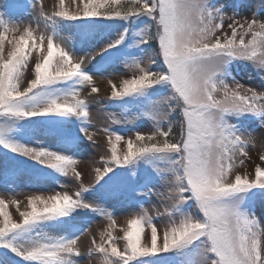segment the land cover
Masks as SVG:
<instances>
[{
    "label": "snow or ice",
    "instance_id": "6c2138e0",
    "mask_svg": "<svg viewBox=\"0 0 264 264\" xmlns=\"http://www.w3.org/2000/svg\"><path fill=\"white\" fill-rule=\"evenodd\" d=\"M242 7L217 0H57L48 12L43 0H32L27 21L0 14V152L6 165L15 164L6 171L23 169L35 184L43 181L23 201L16 188L0 195V264H80L84 235L85 255L97 256V264H264V214L256 209L264 207V167L257 164L254 176L234 171L255 140L244 122L258 120L264 130V91L232 74L234 62L264 73L258 18L264 5L251 18ZM119 63L132 75L109 79L108 99L137 105L153 127L127 139L104 128L106 155L85 184L65 145L92 140L90 101L81 91L98 93L94 75ZM144 165L166 188L156 193L164 211L153 216L142 207L119 225L110 201ZM70 173L72 191L58 181ZM88 213L107 221L102 230L80 222ZM164 216L160 228L157 217Z\"/></svg>",
    "mask_w": 264,
    "mask_h": 264
},
{
    "label": "rangeland",
    "instance_id": "374dc122",
    "mask_svg": "<svg viewBox=\"0 0 264 264\" xmlns=\"http://www.w3.org/2000/svg\"><path fill=\"white\" fill-rule=\"evenodd\" d=\"M9 1L11 0H0V14H3L5 18L24 21L31 18V5L22 13H12L8 7ZM217 2L243 5L244 7L239 10L242 16L248 18H251L253 12H259L260 7L264 5V0H217ZM56 3L57 0H43L44 8L48 12L53 10ZM37 7H39L38 4ZM231 14L232 8L230 7L228 9V15ZM258 18L264 19V17ZM63 34L66 36L70 35V33L66 32ZM33 55H36V53H33ZM145 64H147V59H145ZM107 69V72L102 75H94L95 86L99 89L98 93H93L92 96H88L90 88H85L81 91V98H87L90 101L89 117L91 127L89 128V132L94 134L92 140L89 141L87 138H84L78 143L71 144V146H65L66 154L72 155L79 161L76 168L77 171L81 173V177L85 184L94 180V167L101 166L100 164H94V162L98 161L101 156L106 155L105 148L107 145V135L103 132L104 128L109 127L121 132L125 135V139H127L128 136H134L135 130H139L147 134L153 127L152 120L146 115H137V105H121L117 101L108 99L111 93V85L108 83V80L111 79L114 83H118L121 78H128L132 75V73L125 68L123 63H119L115 67L108 65ZM232 74L240 81V83L244 84L246 88H255L258 92L264 91V87L261 86L264 73L254 70L249 62H234L232 66ZM164 95H167V93L157 96L156 99H162ZM220 95V93H217L218 98ZM112 102L119 104L112 105ZM114 121L123 122L116 123ZM232 122L236 123L234 119ZM67 127H71L75 130L74 125H68ZM165 127H167V124H165ZM243 127L248 130L255 129V131H253L255 140L253 143L248 145L247 156L237 157V167L234 171L240 172L241 174L247 172L254 176L255 166L257 164L264 167V161L259 159L260 155L264 154V130L261 129L260 122L258 120L255 121V123L252 121H245ZM240 160L244 161L242 165L239 163ZM6 167L14 168L15 164L12 161H8L6 165L2 158V152H0V195H5V198H7V194H5L6 189L16 188L18 192L22 193L16 198L23 201L26 195L35 192L38 187L43 186V181L41 182V185H37L31 181L29 175L25 173L23 169H21L20 176H14L8 179L7 176L11 173L6 171ZM147 172L150 175H157L152 166H150ZM129 178V186L123 190L122 194L119 195L118 198L111 199L110 203L113 206L109 207V205H105V207H109L110 211L116 213L117 223L119 225H124L126 220L131 218L133 213L140 212L142 207L148 209L149 214L153 216H156V209H159L160 212L164 211L162 198L156 195V193L166 191L163 182H160L159 180H152L148 183L146 188L143 189L142 193H134L133 190H131V187L135 183V180L131 173H129ZM117 179H120V177H117ZM58 181L59 185L66 186L69 191H72L75 188V181L71 173L67 177L59 176ZM51 184L55 190H63L57 185L56 181H51ZM149 189H151V192H149ZM43 194L48 195L51 194V192L44 191ZM139 196L145 197L143 205H138ZM256 209L258 216L264 214V207H262L259 203H257ZM11 211L13 212L14 217L18 218L15 213V209L13 208ZM87 215H92V219H90V221H85V216H83L80 218V222L89 227L90 231L93 233H97L102 230L104 225L107 223L106 220L97 214L88 213ZM166 223V216L157 217L158 227L162 228ZM262 226H264V222H262ZM116 235H122V233L117 232ZM79 244L82 253L81 257L78 258L80 260V264H97V256H93L90 260L88 256L85 255L88 247L90 246V237L88 235L82 236Z\"/></svg>",
    "mask_w": 264,
    "mask_h": 264
}]
</instances>
